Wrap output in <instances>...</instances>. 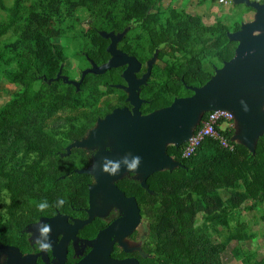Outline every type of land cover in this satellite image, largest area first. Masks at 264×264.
Instances as JSON below:
<instances>
[{"label":"trees","instance_id":"trees-1","mask_svg":"<svg viewBox=\"0 0 264 264\" xmlns=\"http://www.w3.org/2000/svg\"><path fill=\"white\" fill-rule=\"evenodd\" d=\"M176 1L12 0L6 6L0 0L5 15L0 21V83L16 88L0 106V245H25L26 226L60 211L63 201L81 200V175L72 172L81 169L72 162L79 150L65 156V149L94 126L96 114L109 111L98 103L114 89L104 85L105 75H87L78 89L63 77L77 82L87 59L105 62L106 40L98 31L119 32L131 25L123 40L136 42L131 49L141 62L157 50L154 81L141 88V96L151 101L143 113L157 111L160 99L166 108L175 98L191 96L186 87L203 86L233 57L237 43L227 34L240 25L230 31L224 18L205 25L200 16L176 7ZM232 6L254 13L245 5ZM82 20L91 21L88 31L81 30ZM6 36L9 40L2 43ZM70 46L75 65L67 72ZM161 70L165 82L154 97L148 88L157 84ZM223 135L230 139L232 133ZM233 145L228 150L206 139L188 159L182 158L184 145L167 146V155L182 166L151 175V193L128 177L117 182L136 198L149 230L155 257L144 264H222L232 242L264 240V226L254 232L240 218L251 214L255 224L259 214L264 222V135L253 154ZM40 203L46 204L43 210ZM231 253L240 264H264V258L239 245Z\"/></svg>","mask_w":264,"mask_h":264},{"label":"water","instance_id":"water-1","mask_svg":"<svg viewBox=\"0 0 264 264\" xmlns=\"http://www.w3.org/2000/svg\"><path fill=\"white\" fill-rule=\"evenodd\" d=\"M231 3L245 5L254 11L252 21L242 23L238 31L227 34L229 41L237 43L233 57L216 69L203 86L186 87L192 92L191 96L175 98L166 108L141 115L139 88L146 84L157 52L147 62V73L140 80H135L133 73L138 71L139 64L115 49L116 42L124 33L118 36L100 33L101 37L111 40L106 49L111 57L106 64H93L77 82L63 77L78 89L87 74L100 76L110 69L127 65L122 75L127 86L122 89L128 94L126 101L132 109L114 110L99 120L86 138L74 141L65 149L66 156L73 148H101L106 142L110 144L111 151L99 150L91 167L75 172L93 175L96 181L88 188L90 208L92 194L101 192L110 201L122 205L127 214L132 211L133 221L127 233H131L139 223V210L134 198H126L113 183L127 174L136 175L140 178L141 188L151 193L147 184L151 175L164 170L171 172L182 166L167 155V146L179 148L186 143L205 113L231 112L236 122L231 140L243 145L252 154L256 142L264 135V3L249 0H231ZM90 221L91 217L84 224ZM117 231L116 223L112 224L97 236L96 245ZM126 234L121 236L119 243ZM2 256L6 264H32L30 256L22 257L13 246H0V261ZM97 261L96 252H91L81 264H97Z\"/></svg>","mask_w":264,"mask_h":264},{"label":"flooded vegetation","instance_id":"flooded-vegetation-1","mask_svg":"<svg viewBox=\"0 0 264 264\" xmlns=\"http://www.w3.org/2000/svg\"><path fill=\"white\" fill-rule=\"evenodd\" d=\"M89 23H91L90 20H82L81 30L84 32L88 31V29L91 27ZM130 29H132V26L127 25L119 32L115 31L114 29L107 32L98 31V33L99 35L100 33H111L115 36L122 35L124 33L121 39L116 42L115 49L120 53L127 55L128 57L134 58L137 61L139 64V69L133 74L135 80H140L142 76L147 73V62L153 56L145 62H141L138 57L133 54L135 51L133 52L131 48H133V45H136V42H130L128 39L123 40L126 33ZM103 39L106 40V50L110 45L111 40L109 38ZM155 52H157V50ZM107 54L108 58L105 60V62L100 64L87 59V62L83 63L84 65H81L80 77L82 73L85 70L90 69L93 64L96 66H102L106 64L111 57L109 53ZM155 64L156 62H154L152 65L150 74L146 80V84L140 86L139 88L138 95L139 99L142 101L139 108L141 115H148L152 113H143V105L148 104L151 101L141 96V88L147 86L150 80L154 81V77L152 78V70ZM126 68L127 65L116 69H110L103 74L105 75L103 81L104 85L108 86L109 88H113L114 90L104 94L101 97L98 107L104 105L105 107H109V111H105L103 114L100 112L96 114L97 116L94 119V126L88 129L85 136L81 137L80 140L86 138L89 132L97 126L98 121L103 120L114 110L123 108H127L128 110L132 109L130 103L126 101L128 94L122 89V87L127 86L125 80L122 77ZM80 77L78 79H80ZM165 78L166 76L164 70L159 71L157 84L151 85L148 88L150 95L156 97V94L161 90H159L160 84L163 86ZM156 89L158 90L157 92ZM83 115L84 114L81 111V127H83L85 123ZM73 149H71V151ZM101 149L108 152L112 150L110 144L107 142L101 148L94 146L91 149H78L79 152L76 153L72 162L75 163V165H80L81 169H73L72 172L77 174L75 171L88 169L91 167L94 156ZM82 175H86L88 177L83 178ZM124 177H128L135 181L134 178L137 176L127 174ZM138 179L140 180V178ZM139 180H137V182H139L140 185ZM85 181H88L86 185V193L82 190ZM118 181L119 180L113 184H115L118 190L123 193L126 198H134L139 210V223L131 233L127 232L133 221L132 211L128 212L127 214V212L122 208V205L110 201V199L104 196L101 192L92 194V204L90 208V194L88 188L89 186L95 185L96 181L93 175L81 174V200L76 201L70 199L65 202L63 201L61 202L63 206L61 207L60 211L55 209L54 213L39 217L35 222L29 224L25 228V232L27 234V243L25 245L20 243L19 246L13 247H16L19 250V253L22 257L30 256L29 262H32V264H81V262L84 261L91 252H96V258L98 260L97 264H144L146 259L155 257L152 250L148 246L149 230L147 228V224L143 220L142 209L139 206L138 201L133 195H130L119 188L117 186ZM70 194H78V192H73ZM90 210L91 212H89ZM90 217L91 221L88 224H84V222ZM122 219L124 220L121 221ZM114 223H116V228L118 231L115 234L110 235L108 239L105 238L103 240L104 242H97L98 244L96 245L97 236ZM80 224L84 225L78 228ZM140 232L142 234H140ZM123 234L126 235L121 240V243H119V239L121 236H123ZM134 243H139L140 246L134 245ZM5 261V257L2 256L0 264H6Z\"/></svg>","mask_w":264,"mask_h":264},{"label":"rangeland","instance_id":"rangeland-1","mask_svg":"<svg viewBox=\"0 0 264 264\" xmlns=\"http://www.w3.org/2000/svg\"><path fill=\"white\" fill-rule=\"evenodd\" d=\"M6 6H10L12 0H3ZM220 0H177L174 5L178 8L183 7L188 14L198 15L202 18V21L205 25H212L217 19L224 18L226 24L230 27V31L233 30L234 25H241L242 23H247L252 21L254 17L253 12H246L243 7L236 9L237 7H233L231 0H224L227 4L219 3ZM250 2H258L261 3L264 0H249ZM5 17V15L0 12V21ZM9 40V37H3L1 42H6ZM73 49L72 46L69 47L68 51V60L66 63V70L70 72L74 65V58H71ZM76 76V75H75ZM16 90V88L12 85H9L7 82L3 81L0 83V106L3 105L8 99L10 95ZM164 99H160L156 106L155 110H160L164 107L163 103ZM139 177H135L134 180L137 181ZM243 222H248L251 224V229L256 232L264 226V222L259 219V214L257 215V222L255 224L252 223L251 214H242L240 216ZM140 234H142L140 232ZM134 245H139V243H134ZM240 246L244 250L251 251L256 254L258 259L264 258V240L260 237H256V239L246 241V242H232L228 245L226 251L221 256L222 264H240L236 262L232 256V250L235 246Z\"/></svg>","mask_w":264,"mask_h":264},{"label":"built area","instance_id":"built-area-1","mask_svg":"<svg viewBox=\"0 0 264 264\" xmlns=\"http://www.w3.org/2000/svg\"><path fill=\"white\" fill-rule=\"evenodd\" d=\"M219 3L227 4L224 0ZM199 127L194 130L190 139L184 143L182 158L188 159L194 155L197 149L206 139H212L228 150H233L235 142L231 140L236 130V122L233 114L228 111H211L201 118ZM231 134L230 139L223 135Z\"/></svg>","mask_w":264,"mask_h":264},{"label":"clouds","instance_id":"clouds-1","mask_svg":"<svg viewBox=\"0 0 264 264\" xmlns=\"http://www.w3.org/2000/svg\"><path fill=\"white\" fill-rule=\"evenodd\" d=\"M45 207H46V204H45V203H40V204L38 205V208H39L40 210H43ZM45 231H46V229H45Z\"/></svg>","mask_w":264,"mask_h":264}]
</instances>
